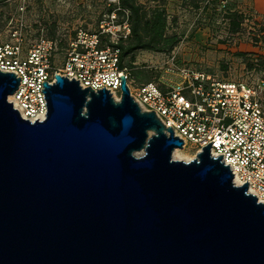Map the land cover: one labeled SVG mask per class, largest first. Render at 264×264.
Returning <instances> with one entry per match:
<instances>
[{"label": "water", "instance_id": "water-1", "mask_svg": "<svg viewBox=\"0 0 264 264\" xmlns=\"http://www.w3.org/2000/svg\"><path fill=\"white\" fill-rule=\"evenodd\" d=\"M120 77L115 100L55 75L31 123L0 72V264H264V204L212 141L173 159L183 141Z\"/></svg>", "mask_w": 264, "mask_h": 264}, {"label": "built area", "instance_id": "built-area-1", "mask_svg": "<svg viewBox=\"0 0 264 264\" xmlns=\"http://www.w3.org/2000/svg\"><path fill=\"white\" fill-rule=\"evenodd\" d=\"M123 28L126 37L128 24ZM36 30L30 39L28 26L19 21L0 37V72L19 77L7 100L22 119H46L42 82L52 85L55 75L78 80L82 88L93 91L104 88L115 100L121 95L120 76H125L133 100L170 127L183 141L182 149L190 147L197 154L212 141L210 155H222L233 184L247 182V193L264 204V78L219 79L183 64L172 52L161 63L157 79L138 83L130 69L119 66V48L102 45L111 29L100 25L98 31L88 32L80 27L68 38L40 24Z\"/></svg>", "mask_w": 264, "mask_h": 264}, {"label": "rangeland", "instance_id": "rangeland-1", "mask_svg": "<svg viewBox=\"0 0 264 264\" xmlns=\"http://www.w3.org/2000/svg\"><path fill=\"white\" fill-rule=\"evenodd\" d=\"M146 8L161 5L166 9L168 34L179 42L170 53L140 51L133 55V71H142L151 80L160 75L161 63L172 52L183 64L224 80L251 81L264 78V19L253 9L243 11L240 0H137ZM234 1V2H233ZM118 0H0V37L19 21L28 26L32 36L40 24L62 37L72 36L77 28L96 32L100 25L112 33L103 37L102 45L126 34L119 24L121 18L109 9ZM237 12L243 18L235 19ZM235 18V17H234ZM237 24V25H236ZM129 58V57H128ZM126 59V61L128 60ZM146 67V68H144ZM140 76L139 78H141ZM136 82H141L137 81ZM182 155L194 158L190 147ZM139 154V155H137ZM144 155V151L136 152Z\"/></svg>", "mask_w": 264, "mask_h": 264}, {"label": "trees", "instance_id": "trees-1", "mask_svg": "<svg viewBox=\"0 0 264 264\" xmlns=\"http://www.w3.org/2000/svg\"><path fill=\"white\" fill-rule=\"evenodd\" d=\"M110 12H115L121 18L119 21L121 26L127 23L129 28L126 37L120 36L117 42H110L109 38L106 41L107 45L119 48V66L130 69V76L133 79L144 83L150 82L151 79L142 71H133V55L140 51L170 53L176 47L178 37L167 33L166 9L161 5L148 9L137 0H118L117 4L109 9ZM230 16L233 17L231 25H235L234 20L238 17L243 18L237 12L230 13ZM140 76L142 77L139 78Z\"/></svg>", "mask_w": 264, "mask_h": 264}, {"label": "crops", "instance_id": "crops-1", "mask_svg": "<svg viewBox=\"0 0 264 264\" xmlns=\"http://www.w3.org/2000/svg\"><path fill=\"white\" fill-rule=\"evenodd\" d=\"M240 2H243L244 5L238 7L243 11L251 8L258 17L264 19V0H240Z\"/></svg>", "mask_w": 264, "mask_h": 264}, {"label": "bare ground", "instance_id": "bare-ground-1", "mask_svg": "<svg viewBox=\"0 0 264 264\" xmlns=\"http://www.w3.org/2000/svg\"><path fill=\"white\" fill-rule=\"evenodd\" d=\"M172 157L173 159H179V160H184V161H188L191 159V157L189 156L182 155L181 150L179 149L174 150Z\"/></svg>", "mask_w": 264, "mask_h": 264}]
</instances>
